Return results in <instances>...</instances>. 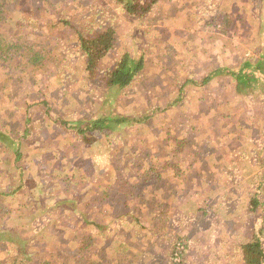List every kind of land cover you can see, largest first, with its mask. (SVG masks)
I'll use <instances>...</instances> for the list:
<instances>
[{
	"label": "rangeland",
	"instance_id": "obj_1",
	"mask_svg": "<svg viewBox=\"0 0 264 264\" xmlns=\"http://www.w3.org/2000/svg\"><path fill=\"white\" fill-rule=\"evenodd\" d=\"M18 5L34 20L0 26V264H244L241 244L264 245V0H157L142 19L115 0ZM98 14L115 29L101 67L144 59L120 90L84 75L71 24ZM32 102L48 113L26 119ZM120 115L139 121L55 122Z\"/></svg>",
	"mask_w": 264,
	"mask_h": 264
},
{
	"label": "trees",
	"instance_id": "obj_2",
	"mask_svg": "<svg viewBox=\"0 0 264 264\" xmlns=\"http://www.w3.org/2000/svg\"><path fill=\"white\" fill-rule=\"evenodd\" d=\"M21 2L22 0H16ZM117 6L123 10V12L132 18L142 19L148 17L152 14L157 0H115ZM5 0H0V26L4 27L3 29L10 30L13 26H18L19 28L24 27V22L33 21L34 18L31 16H26V13L20 10L19 5L15 11L14 17L8 15V10L4 7ZM68 22V21H66ZM73 27L74 34L78 41L79 49L83 52L85 62H84V75L90 83L96 84L102 88H110L113 90H120L124 87L130 85L140 71L144 67L143 57L136 58L128 51H124L120 54L119 58L114 62V64L109 68L101 67L103 59L108 55L109 51L112 49L115 41V29L111 20L103 18L99 14L95 16L94 19L86 20L82 28L80 26L71 24ZM25 28V27H24ZM18 29V28H16ZM1 31V29H0ZM0 39L4 41H9L7 36L4 35V38L1 36ZM2 46V41L0 40V47ZM13 46V44H12ZM12 49V48H9ZM1 51V49H0ZM2 58V56H0ZM10 58V57H9ZM8 60L13 59L12 58ZM32 63H38L41 61L42 56L40 54H35L32 57ZM35 61V62H34ZM253 64L245 62L243 66L238 70V72L244 71L248 66ZM256 70L260 73L264 72V57L259 58L255 65H253ZM219 70V69H218ZM217 71V70H216ZM228 73L231 72V69H225ZM212 74L206 76V79H209ZM248 77H250L248 75ZM203 83V82H201ZM249 81H245L244 85H247ZM37 106H43L37 107ZM33 108L41 109L45 113H48V107L43 103H34L32 102L26 108V119H29L33 113ZM30 120V119H29ZM125 120L126 123H134L139 120H133L126 116L120 115L117 118H108L106 116L98 117L90 120H74L76 122H71V120H65L63 118H57L56 121L67 131L68 133L78 134L81 137H85L87 133H95L98 130L109 128L116 129L120 125V121ZM31 122V121H30ZM27 133H30V128L26 127L23 131L21 138L26 136ZM4 133L0 132V135ZM5 136H9L5 134ZM1 137V136H0ZM1 139V138H0ZM22 156L21 152L17 149L14 154V161L18 165L20 157ZM150 168H147V174L149 175ZM120 172V170L118 171ZM116 179L118 175L115 174ZM144 177V176H143ZM141 177V178H143ZM148 178V176H147ZM141 184V183H138ZM143 184H141L142 186ZM124 190L125 188L122 187ZM128 189V188H127ZM131 193V192H129ZM128 195V194H127ZM258 204L256 202L250 203V208L255 210ZM133 216L131 214H127ZM241 260L244 264H264V245L261 237L257 236L252 237L249 241L241 244ZM17 257V256H15ZM11 264H18L16 260H12ZM34 264H54L48 258H43ZM92 264V263H91Z\"/></svg>",
	"mask_w": 264,
	"mask_h": 264
}]
</instances>
